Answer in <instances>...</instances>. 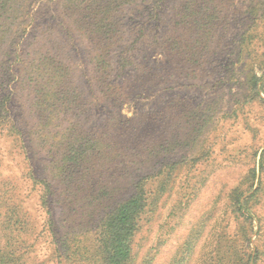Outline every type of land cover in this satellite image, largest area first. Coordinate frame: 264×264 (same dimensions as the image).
Masks as SVG:
<instances>
[{
	"label": "rangeland",
	"instance_id": "obj_1",
	"mask_svg": "<svg viewBox=\"0 0 264 264\" xmlns=\"http://www.w3.org/2000/svg\"><path fill=\"white\" fill-rule=\"evenodd\" d=\"M27 2L45 28L47 22L54 27L52 42L63 43L88 107L80 124L97 141V156L72 181L77 202L55 207L58 226L68 228L74 245L90 243L100 218L116 200L130 197L136 183L146 182L150 193L159 186L158 176L169 173L154 212L135 237L134 264H237L257 246V264H264V91L258 98L252 89L254 76L264 79V0H136L123 5L127 38L111 53V62L127 56L128 64L123 71L113 65L101 82L90 63L91 45L60 23L56 0ZM140 28L142 33L134 35ZM33 42L29 38L22 46L29 49ZM17 50L0 53V98L17 84ZM106 89L111 98H123L119 106L103 97L100 92ZM19 91L23 99L13 103L14 117L40 129L26 110L28 91ZM62 125L59 121L51 135L60 134ZM51 148H35L29 166L13 138L0 140L1 180L18 183L31 214L33 264L58 262L40 185L26 180L31 167L39 177L51 170ZM254 167L257 179L248 194L262 184L251 201L254 220H246L231 195L250 188Z\"/></svg>",
	"mask_w": 264,
	"mask_h": 264
},
{
	"label": "trees",
	"instance_id": "obj_2",
	"mask_svg": "<svg viewBox=\"0 0 264 264\" xmlns=\"http://www.w3.org/2000/svg\"><path fill=\"white\" fill-rule=\"evenodd\" d=\"M135 1L56 0L60 23H66L77 38L91 45L90 63L95 66L99 82L108 75L113 65L123 71L128 64L127 56L119 57L113 64L111 53L118 51L127 38L121 7ZM28 6L27 0H0V53L7 54V50L15 46L18 49L15 64L19 67L15 72L17 84L4 89L0 98V140L3 137L13 138L17 146L23 148L29 166L35 148L39 151V146H52L48 150L54 154L48 163L52 166L51 170L39 177L35 167L28 168L26 180L32 185H40L39 199L46 210L47 234L54 257L57 256V264H134L135 237L150 213L154 212L155 197L165 191L170 174L158 176L159 186L150 193L147 183L139 181L130 197L116 200L115 205L100 218L90 243L80 241L77 245V241L74 245L68 228L60 229L55 207H69L77 202L72 181L75 175L80 174L81 167L97 156V141L91 136L90 128L80 124L79 119L88 116V107L76 81V71L65 60L63 43L52 42L54 27L47 22L48 27L45 28V23ZM13 7L15 10H12ZM161 17L162 14L159 19ZM142 31L140 28L133 34L138 35ZM32 37L34 42L29 49L24 48L22 44ZM252 81L255 95L262 98L264 79L254 76ZM20 88L26 89L30 95L26 110L41 126L40 129L30 127V122L24 117L17 119L13 115V103L23 99ZM108 92L109 89H106L100 93L119 106L123 98L118 94L111 98ZM59 121L66 124L62 125L63 131L51 135ZM260 166L261 170L264 169V151ZM257 170L256 167L251 170L253 182L248 190L236 189L231 195L232 205L246 220H254L251 201L261 189L262 180L254 192L248 194L255 186ZM18 189L22 188L16 181L14 184L12 180H1L0 170V210L6 207L0 213V264L34 262L31 250L35 244L30 240L32 218ZM260 254L261 249L257 246L255 252L246 253L244 258L241 256L237 264H257Z\"/></svg>",
	"mask_w": 264,
	"mask_h": 264
}]
</instances>
